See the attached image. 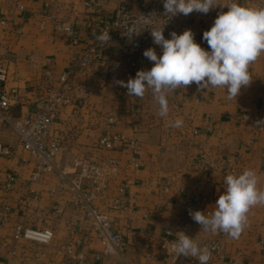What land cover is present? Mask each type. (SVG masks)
<instances>
[{"label": "crops", "instance_id": "obj_1", "mask_svg": "<svg viewBox=\"0 0 264 264\" xmlns=\"http://www.w3.org/2000/svg\"><path fill=\"white\" fill-rule=\"evenodd\" d=\"M85 1L95 4L87 8ZM229 0H219L221 4ZM44 2H49L50 13L42 14ZM68 0H0V63L9 69L7 81L0 88L17 87L22 101L11 107L13 116L30 115L37 96V83L45 59L56 71L67 67L71 55L82 48L71 45L70 40L54 28V18L73 21L79 39L91 37L85 24L95 23L91 18L96 13H111L116 0H76L73 10ZM242 5L256 7L264 0H238ZM22 7V10L18 8ZM220 11L211 9L207 14L192 12L185 16L196 33L209 30ZM84 23V25H83ZM18 31V32H17ZM205 50H209L206 46ZM105 81L106 87L96 92L95 79L84 82L88 94L82 107L66 106L57 118L54 128L62 144L57 157L59 169L74 173V163L80 159L103 161L112 157L119 162L117 172L107 179V187L96 201V207L106 215L118 229L130 238H155L163 227L174 221L182 211L179 188L190 189L193 182L204 174L197 159L204 155L211 159L231 156L243 169L257 172L264 189V55L250 65L252 82L242 87L236 100L226 99V89L206 88L196 96L193 84L178 88L168 94L169 114L158 115L159 105L151 91L143 98L144 103L138 119L128 117L114 125L111 132L122 133L136 139L140 146L139 166L127 165L129 155L123 148L97 150L95 142L107 126L101 117L105 112L120 110L123 99L113 91L118 80L127 82L134 78L121 68L122 60H112ZM153 62L147 67L150 70ZM183 93L187 94L183 99ZM242 115H248L243 119ZM258 117V120L254 118ZM176 118L183 120L179 128L170 127ZM197 133L194 134L193 131ZM170 135L165 139L166 133ZM0 147L14 150V155H0V264H76L75 260L56 253L61 246L72 243L75 252L85 251L87 256L100 250V246L82 211L70 199L67 186L55 174H47L32 180L33 161L21 151L12 129L0 121ZM13 177L10 188L4 190L7 176ZM211 187L208 188L212 211L219 195L224 192L226 175L219 171L209 172ZM126 183L123 192L119 188ZM168 184L167 191L164 186ZM114 198H119L122 207H113ZM249 224L238 238L222 237L224 243L223 264H264V249L258 240L264 237V206L252 208L248 214ZM48 227L53 239L47 246L37 249L34 245L15 239L13 226ZM211 234L194 228L189 237L196 238L201 246ZM80 241V244L76 242ZM142 252L133 250L125 254L128 264H148ZM182 257L176 264H181ZM192 258V257H188ZM192 263H199L193 258ZM197 260V261H196ZM115 257H105L87 264H114ZM219 264V262L217 263Z\"/></svg>", "mask_w": 264, "mask_h": 264}, {"label": "built area", "instance_id": "obj_2", "mask_svg": "<svg viewBox=\"0 0 264 264\" xmlns=\"http://www.w3.org/2000/svg\"><path fill=\"white\" fill-rule=\"evenodd\" d=\"M56 1V0H55ZM70 7L74 9V1L68 0ZM232 2L229 0L228 3ZM87 8H92L95 4L85 1ZM257 6H264L263 2H258ZM22 10L21 6H18ZM49 2H44L42 14L50 13ZM165 9L163 0H116V7L109 13H96L91 19L93 24L86 23L89 28L88 37L85 40L79 39L73 28V21L68 19L54 18L55 30L61 32L70 40L71 45H80L82 48L71 55L67 67L61 71H56L50 65L49 58L41 69V77L37 83V96L34 101L33 111L30 115L13 116L10 112L12 106L22 101V95L17 87L0 88V121L8 125L17 137V143L21 151L25 152L33 161L34 170L30 178L36 180L47 174H55L61 183L67 186L70 199L82 213L84 220L88 223L90 230L94 233L100 250L86 255L85 251L75 252L72 243L61 246L56 253L67 256L68 259L75 260L76 264H87L97 262L102 258L115 257L114 264H128L125 254L133 250L136 253L142 252L143 259L148 264H176L181 256L169 254L171 243L177 239V233L183 231L190 235L195 227L199 226L191 216L189 210L212 212L208 208L210 203L208 188L211 187V177L209 172L219 171L223 175L239 174L244 169L238 165L235 157L222 156L211 159L207 156H200L197 164L200 166L204 176L193 182L190 189L179 188L178 195L182 211L177 213L174 221L163 227L157 237L146 239L130 238L124 233L114 228L112 221L104 215L97 207L96 201L101 192L107 187L106 181L119 169L118 160L108 157L103 161L95 159H80L74 163V173L69 175L59 169L57 157L62 150L59 136L56 134L54 124L61 111L66 106L82 107L85 104L88 90L84 85L89 78L95 79V91L99 92L106 87L107 72L112 67V60H122L123 70L132 75H136L138 70L144 69L152 63L143 53L148 48H154L159 55L162 50L155 45L151 36L150 28H163V35L170 39V33L175 31L182 34L186 29H191L195 34V42L205 49L207 43L203 40V33H196L193 24L185 20L183 14L174 17L164 15ZM0 23L4 22L0 20ZM84 25V23H83ZM130 29H134L139 34H133L131 38L127 35ZM210 30V29H209ZM18 32V31H17ZM109 32L111 40L102 43L97 39L101 34ZM9 76V69L0 63V83H5ZM193 90L196 96L201 95L204 89L198 88L193 83ZM114 95L123 99L124 104L120 110H111L101 115L105 121L107 129L101 134L96 142L97 150H114L123 148L129 155L127 165L139 166V153L141 146L136 139L129 138L122 133L111 132L114 125L128 117L132 120L138 119L143 109L144 103L141 98L127 95V89L121 86L116 87ZM187 94L183 93V99ZM243 119H248V115H242ZM258 120L257 116H254ZM197 133L196 130L193 131ZM170 135L166 133L165 139ZM0 155H14V150L8 147H0ZM6 183L2 188L7 190L13 179L7 176ZM127 184L124 183L119 192H123ZM168 184L164 186L167 191ZM113 207H122L119 198H114ZM171 232V233H170ZM15 239H22L37 249L50 244L53 239V231L48 227L36 228L15 224L13 226ZM224 233H219L216 238L208 239L204 242L211 255L223 264L224 243L222 237ZM260 247L264 249V237L258 240ZM80 244V241L76 242ZM199 264V263H195Z\"/></svg>", "mask_w": 264, "mask_h": 264}, {"label": "clouds", "instance_id": "obj_3", "mask_svg": "<svg viewBox=\"0 0 264 264\" xmlns=\"http://www.w3.org/2000/svg\"><path fill=\"white\" fill-rule=\"evenodd\" d=\"M163 5L164 15L169 17L187 16L194 11L207 14L215 8L226 7L227 11H220L210 30L203 33L209 50L195 42L191 29L182 34L173 31L171 38L166 39L164 27L150 28L153 43L160 47L162 55L158 56L154 48L146 49L143 55L153 62L151 69L138 70L134 78L116 83L127 89L128 96L143 98L151 91L162 118L169 114L168 94L193 83L199 90L209 87L226 89V99L236 100L241 88L252 82L250 65L264 55V6L250 7L238 0L226 4L219 0H163ZM139 33L130 29L127 36L131 38ZM97 39L107 43L111 37L105 32ZM257 123L264 125V121ZM182 125L181 118L169 124L174 128ZM259 184L257 172L252 168L239 174H228L223 181L224 192L215 202L214 210L207 214L189 210V215L206 232L238 238L249 224L250 210L264 206V189ZM176 233L177 239L171 243L169 254L196 258L199 264H208L211 251L207 246H201L196 238L183 231Z\"/></svg>", "mask_w": 264, "mask_h": 264}, {"label": "rangeland", "instance_id": "obj_4", "mask_svg": "<svg viewBox=\"0 0 264 264\" xmlns=\"http://www.w3.org/2000/svg\"><path fill=\"white\" fill-rule=\"evenodd\" d=\"M193 261H195V260H193V258H188V257H182V261L180 262L181 264H194V263H192ZM197 261V260H196ZM218 263V261L215 259V257L214 256H212L211 255V259H210V261L208 262V264H217Z\"/></svg>", "mask_w": 264, "mask_h": 264}]
</instances>
